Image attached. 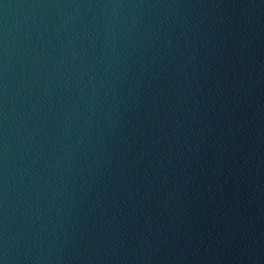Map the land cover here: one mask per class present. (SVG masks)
Returning <instances> with one entry per match:
<instances>
[{"label": "water", "instance_id": "95a60500", "mask_svg": "<svg viewBox=\"0 0 264 264\" xmlns=\"http://www.w3.org/2000/svg\"><path fill=\"white\" fill-rule=\"evenodd\" d=\"M0 264H264V0H0Z\"/></svg>", "mask_w": 264, "mask_h": 264}]
</instances>
